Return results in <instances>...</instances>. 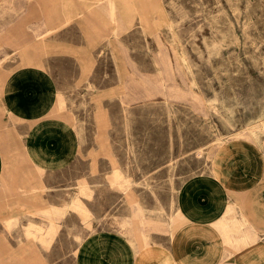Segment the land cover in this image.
Instances as JSON below:
<instances>
[{
    "label": "rangeland",
    "instance_id": "374dc122",
    "mask_svg": "<svg viewBox=\"0 0 264 264\" xmlns=\"http://www.w3.org/2000/svg\"><path fill=\"white\" fill-rule=\"evenodd\" d=\"M88 1L0 0V56L18 52L0 87L17 66L46 70L79 136L67 166L35 170L48 180L36 200L52 204L41 264H74L95 229L169 233L177 186L207 167L215 134L264 139V0H113L112 14Z\"/></svg>",
    "mask_w": 264,
    "mask_h": 264
},
{
    "label": "crops",
    "instance_id": "0c3cea01",
    "mask_svg": "<svg viewBox=\"0 0 264 264\" xmlns=\"http://www.w3.org/2000/svg\"><path fill=\"white\" fill-rule=\"evenodd\" d=\"M106 1L112 14L113 0ZM98 3L87 4L91 8ZM11 55L0 56V62ZM55 104L54 80L41 67L17 66L2 79L0 264H41L43 256L51 259L52 250L43 254L38 241L43 226L38 215L51 210L52 204L42 206L36 200L41 182L48 180L35 170L55 172L79 150L77 131L56 113ZM3 111L17 119L16 127L10 126ZM226 134L209 140L217 147L207 167L178 184L174 196L178 221L169 233L152 232L149 237L148 232L144 240L143 230L131 237L117 229H95L77 244L74 264H264V139L236 137L238 131ZM130 189L128 206L136 216L142 207L131 198Z\"/></svg>",
    "mask_w": 264,
    "mask_h": 264
}]
</instances>
